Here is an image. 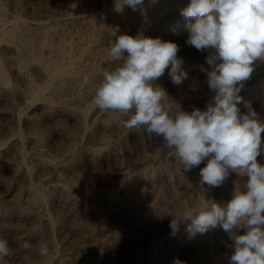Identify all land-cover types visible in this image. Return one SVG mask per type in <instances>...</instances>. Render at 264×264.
I'll list each match as a JSON object with an SVG mask.
<instances>
[{
	"label": "rangeland",
	"instance_id": "obj_1",
	"mask_svg": "<svg viewBox=\"0 0 264 264\" xmlns=\"http://www.w3.org/2000/svg\"><path fill=\"white\" fill-rule=\"evenodd\" d=\"M78 1L82 4L81 14L70 12L66 0H0V64L7 77L6 85L14 90V95L10 98L6 92L2 93L3 87L0 85V180H3L0 183L1 186L3 185L0 186V217L2 216L6 225V230L2 232L3 234L1 233L0 237L9 241L15 253L6 258V264H57L61 257L63 242L66 241L72 245L75 240L74 223L68 218L67 211L62 206L64 198L69 203H78V205L84 203L85 206L97 208L100 216L97 215L94 218L98 221L102 218L107 226L120 228V237L111 242V251L105 253V257L109 256L107 259L113 261L114 264H153L152 257L155 254L159 255L157 258L159 264H174L176 260L184 263L189 260L190 263L201 254L206 256L205 261L212 258L217 264H229L232 254L230 246L233 241L227 232L216 229L217 231L210 233L209 237L212 242L208 248L196 242V238L190 237L189 234L183 240L172 239V229L169 225L174 217L179 216L172 214L171 206L159 199L160 193L171 197L173 193L180 191L179 173L186 177L190 176L192 179L206 166L207 160L191 171L185 172L182 168L180 169L178 163H175L171 155L172 150L165 147L162 136L149 135L144 129L124 127L123 122L127 117L116 112H109L112 117L108 125H102L99 122L103 114L108 111H101L93 103L94 94L89 95L91 88L84 81L87 78L88 83L92 80L98 85L104 71H109L114 67L110 62L109 49L115 39L108 38L103 30H98L92 23L117 0ZM178 8L173 3L165 2L155 18L142 24L143 32L147 37L177 43L180 48L177 53L179 58L182 59L183 53H190L196 59L183 61L182 68L187 73V79L180 85H174L171 82L170 66L161 76L163 90L171 103L169 106L165 104L166 109L176 112L172 108L176 106L179 111L187 113H191L194 109L206 111L215 95L207 83V72L211 71V66L206 63L209 52H201L185 43L190 34L187 25L195 23V20L182 22L178 20L176 16ZM16 16L22 17L32 25L39 22L55 25L62 41L70 45L69 50L75 57V66L79 73L74 77L67 75L56 79L52 86L57 87L62 80L66 79L67 92L58 95L47 89L42 92L41 98L36 101L30 100L32 97L30 87L44 84L48 75L34 64L19 65L16 53L11 52L4 45L3 34L14 25ZM155 25L159 26L162 32H159ZM35 42L39 44L38 39ZM263 73L264 61L257 60L252 78H249L253 80L252 84L259 77H264ZM244 96L246 97L244 101L249 102L252 108L258 111L259 118L264 121V94L253 95L248 92ZM238 107L241 113L247 112L243 102ZM102 138L111 140V143L104 144ZM92 145L98 148L96 154L90 157L86 149ZM257 161L264 165V156H258ZM140 163H147L145 170L138 167ZM27 167L31 170L30 176L25 175L24 171ZM153 169L156 171L155 177L151 175ZM128 172L131 175H128ZM43 177L52 179L53 183L63 189L57 191L53 199L46 197L47 200L36 202L29 194L28 183L30 179V181L39 182L44 179ZM246 180L247 177L230 172L228 178L221 184L229 187L228 193L221 196L219 193L221 185L215 187L209 203L230 201L233 191L237 188L244 190ZM121 181L124 182V186L118 185ZM234 183V188H232ZM17 185L21 186L20 190L17 189L18 191L16 190ZM47 187L45 185L44 191H47ZM99 189L115 191L123 198L140 195L141 198L138 197L141 210L144 215L148 214V218L144 223L137 224L128 214L119 212L118 200L112 195L113 193H106L103 197L97 193ZM183 196L187 205L198 207L196 205L198 200L190 189L184 190ZM17 201L30 204L33 210L41 213L43 217L50 218L51 221L56 222L59 218L66 220L61 230L62 234L54 232L55 247L50 246L48 257H41L34 251L25 252L19 247L25 242H30L27 240L28 236H24L25 234L22 239L17 238L20 231L25 232L29 229L25 227L23 230L14 216V206ZM152 203L157 204L159 209V214L157 213L153 219L149 216L152 211L148 208ZM194 237L198 238L197 235ZM44 238H49L46 231ZM104 246L99 249H104ZM125 255L128 257L126 258ZM74 261L75 263L72 261L70 264H83L85 260L84 257H80Z\"/></svg>",
	"mask_w": 264,
	"mask_h": 264
},
{
	"label": "clouds",
	"instance_id": "obj_2",
	"mask_svg": "<svg viewBox=\"0 0 264 264\" xmlns=\"http://www.w3.org/2000/svg\"><path fill=\"white\" fill-rule=\"evenodd\" d=\"M125 5L136 11L143 8L144 0H120L116 10L122 11ZM180 12L186 20H195L187 25L190 34L185 43L209 52L207 83L215 95L207 110L187 113L166 109V92L154 82L169 66L174 85L187 79L183 60L177 55L180 48L175 42L142 33L116 36L109 49L114 67L104 71L93 103L101 111L127 117L123 124L128 129L162 136L165 147L172 150L175 162L185 172L207 160L200 170L201 188L220 186L230 172L247 177L244 190L237 188L230 201L211 202L186 212L174 217L169 226L175 235L181 223L190 221L186 227L190 237L221 227L233 241L229 264H264V165L257 161L264 153V121L239 95L255 62L264 61V0H189ZM118 31L113 29L112 35ZM84 83H88L87 78ZM242 102L246 113L238 107ZM151 175L155 177L154 169ZM238 229L246 231L233 234ZM19 247L49 256L44 243L25 242ZM14 254L9 241L0 237V264H6V258Z\"/></svg>",
	"mask_w": 264,
	"mask_h": 264
},
{
	"label": "bare ground",
	"instance_id": "obj_3",
	"mask_svg": "<svg viewBox=\"0 0 264 264\" xmlns=\"http://www.w3.org/2000/svg\"><path fill=\"white\" fill-rule=\"evenodd\" d=\"M66 1L68 2V6H69V9H70V12H72L74 14H78V13L81 14L80 12H81V9H82V4L78 0H66ZM167 1L170 2V3H173V4H175L176 6L179 7L177 12H176V16H177L178 20H180L181 22L186 20L181 15L180 10L182 8H184L185 6H187V4L189 3V0H157V2L155 4L150 3V0H148V1H144V6H143L142 9H138L136 11H133L131 9V7L126 6V5L123 7L122 11H117L115 5L119 6V4H120V0H117L116 2H114V4L111 7H108L107 9L105 8L106 10L103 11V13H101L100 18L95 19V21H93L94 23H92V24L94 25V27L98 28V30L99 29L103 30L105 32V34L107 35V37L111 38V39H116V36L121 35V34H126V33L129 34L130 36H133V37H135L138 33H142L144 35V32H143V28L144 27L142 26V24L147 23L152 18H155L156 15L162 10L164 3L167 2ZM54 26L50 25V24H47L45 22H39L36 25L35 24L32 25L31 23L27 22L22 17L16 16L15 19H14V25L10 29L8 28V30H6L4 32L3 37H2L3 40H4V45L6 47H8L11 50V52L16 53L17 60H18L17 63H19V65L27 66V65H30V64H34L43 73H46L48 75L47 76L48 79H47V81L44 84L32 85L30 87L31 96H32L30 100H32V101H36L38 98H41L40 96H41L42 92L44 90H47V89H50V91L52 93L58 94V95H61L62 93L67 92L68 82H67L66 79H65L66 82H65V80L64 81L62 80V83L61 84L59 83L60 85H58V86L56 85L57 87H55V86L52 87L53 86V82L56 79H61L62 77L67 76V75L71 76V77H74L75 74L79 73V71L76 69V66H75V57L73 56V54L69 50V46L70 45H68V44H66V43H64L62 41L61 36H59L57 34L58 33V28H56ZM155 26H156V29L159 30V26H157V25H155ZM116 28H119V31L116 33L115 36H113L112 35V31H113V29H116ZM64 32H65V30H64ZM159 32H162V30L160 29ZM36 39L39 40V44H37L35 42ZM196 56H197V54H196ZM181 57H182V60L184 62H186L188 60H196L195 57L192 54H190V53H183ZM9 58H10V56H9ZM248 80H250V79H248ZM248 80L243 82L244 87H243L242 91L239 93V95H241L243 97V100L246 99L244 94H246L248 92L253 94V95L256 94V93H263L264 94V77H262V78L259 77L257 80L255 78L256 81L253 84H252L253 80H250V81H248ZM97 81L99 82V80H97ZM6 83H7V77H6V74L4 73V70L1 68V64H0V85H2V87H3V89L1 91H2L3 94L6 92V94H8V97L12 98L13 95H14V90L11 87L7 86ZM154 83L163 89V86L161 84L162 83L161 82V77L157 81H155ZM87 84L91 88V89H89V95L95 94V89L97 87L96 83H93L92 80H91V82H89ZM69 93H70V91H69ZM167 98L168 99L165 101V104L167 106H169V105H171V103L169 102L170 98L168 97V95H167ZM260 105H262V104H260ZM4 108H5V106H4ZM172 108L176 112L179 111V109L176 106H172ZM111 117H112L111 113H109V111H108V112L103 114V117H101V119H99V122L102 125H108V123L110 122L109 120L111 119ZM261 135H263L262 144H264V133L261 134ZM103 143L104 144H110L111 140L104 138L103 139ZM97 148L98 147L92 145V146H90V147H88L86 149V152L88 153V155H90V157L94 156L96 154V152H97ZM171 155L174 158L172 152H171ZM262 155L264 156V153H262L260 156H262ZM93 159H95V158H93ZM138 167H142L143 170H145L146 167H147V163H140V165H138ZM30 171L31 170L27 167L26 171H24L25 175L28 176L30 174ZM129 174L131 175L130 172H128V175ZM138 176H139V174H138ZM189 177H186V176H184V175H182L180 173L178 174V180L180 182V187L181 188H180V191H177V192L173 193L171 197L170 196L166 197L165 195H163L164 193L163 194L162 193L159 194V199H162V201L165 204L167 202L168 205L171 206V208L173 210L172 214H174V215L176 214L178 216H181V215H183L186 212H191L193 210L203 208V207L207 206V204H209V202H210V199H211V196H212V191H213V189L215 187H210V186L205 185L203 188H201V186L199 184L200 173L196 174L194 176V178H192V179H191V177L190 178ZM30 180H29V183H28L29 194H31V197L34 200H36V202L43 201L44 199H46V197L50 198V199H53V197L56 194V192L61 190V189H63V187H60L57 184L53 183L51 181L52 179H50V178H44V179H42L39 182H33V181H30ZM1 181L3 182V180H0V183H1ZM228 181H229V179H228ZM123 183L121 181L118 185H123ZM45 185L48 186L47 187L48 188L47 191H44ZM234 185H235V183L233 184L232 188H234ZM17 187H16V190L17 189H19V190L21 189V186L19 187L17 185ZM187 189L188 190L190 189L193 192V194L196 196V198L198 200V204H196V205L198 207H195V206L193 207V206H189V204L188 205L186 204V202L184 200L183 192H184V190H187ZM216 191H218V190H216ZM228 191H229V187L227 188V186H225V184L220 186L219 193H220L221 196L226 195L228 193ZM97 193L99 195H101V196H103L104 194L106 195V193L107 194L108 193H110V194L113 193L112 195L115 196L117 198V200H118L117 209L120 210L119 212L122 211V213L124 212V213L128 214V216L131 217V220L136 221L137 224L144 223L146 218H148L147 217L148 214L144 215L143 211L141 210V207H140V205H141L140 198L141 197H140V195H138L140 198L138 196H136V195L131 196V197H127V198H123L122 196H120L115 191H112V190L104 191V190H101V189L97 190ZM63 194H65V193H63ZM63 196H65V195H63ZM141 196H142V194H141ZM169 197H170V199H168ZM216 197H217V195H216ZM143 203H145V202H143ZM81 204L83 206L82 205H78V203L77 204L76 203H69L66 198L63 199V205L62 206H64V210L66 209L68 218H70V220L74 223L75 240L72 242V245H70L66 241L63 242L62 248H61V257L57 261V264H70L72 261L75 263L74 260L75 259H79L80 257H84L85 261L83 262V264H114V263H112L113 261H109L107 259L109 256L107 258L105 257V253L111 251V247H112L111 246L112 245L111 242L116 241L120 237V234H119V229L120 228L107 226L106 224H104V219H102V218H100L99 221H98L97 218H94L97 215H99L98 209L97 208L94 209L92 207L85 206L84 203H81ZM194 204H195V202H194ZM148 208L152 211V214L149 215L150 218L153 219V218H155L157 213L159 214V212H158L159 209H158V205L157 204H155V203L149 204ZM40 214L38 212H36L35 210H33L32 207L30 206V204H23L20 201H17L15 203V206H14V216H15V218L18 220V222L20 223V226H21V228L23 230L25 229V227L29 228V229L26 228L27 231H25V232L24 231H20V233H19L17 238L18 239H22L24 236H28L27 240L32 245H37L39 243H44V244H46L48 246V248L50 250L51 249L50 246L55 247L54 246V241H53L54 232L57 231L59 233L61 232V234H62L61 230L63 229L62 227L65 224L64 221H66V220H63V219L59 218L56 222H54V221H51L50 218L43 217ZM1 217H0V236H1V233L6 230V225H5V223H4V221H3V219ZM136 222H135V224H136ZM187 223H190V221L186 222V223H181L179 231L176 232L175 235H173V234L171 235L173 237L172 239L175 238L176 240H183L184 238L187 237V235H188V232L186 231ZM16 224H17V222H16ZM122 224L123 223H121V225ZM124 225H125V223H124ZM17 226H18V224H17ZM131 226H133V225H131ZM216 229H219V231L223 230L221 227H217ZM216 229L210 230V231H208L207 233H204V234L197 233L196 235L198 236V238L197 237H193V238H196V242H199L200 244H202V245L206 246V248H208L211 245V242H212V241H210L209 234L212 233ZM45 231H46V233H47V235L49 237L48 239L44 238ZM134 231H136V229ZM245 231H246L245 229H238V230H234L233 234L242 235V234L245 233ZM137 233L138 232L136 231V234ZM139 233L141 234V232H139ZM16 234H18V233H16ZM227 235H230V234L228 233ZM214 236H215V234H214ZM139 237H141V236H139ZM68 238H70V237H68ZM191 243H193V242H191ZM102 246H104V249H99ZM199 248H201V247H199ZM132 249H134V248H132ZM181 249H180V251H181ZM134 251H135V249H134ZM134 251H133V253H134ZM130 255L132 256V254H130ZM158 256H156V254L153 255V257H152L153 264H159V260L157 259ZM127 257H128V255L126 256V258ZM180 257H182V256H180ZM204 257H206V256L201 254L200 256H198L195 259H193L192 262L190 261V263H189L188 262L189 260L187 262H188V264H217V262L216 261L214 262L212 260V258H208L209 260L205 261ZM179 259H181V258H179ZM145 262H146V260H145ZM180 262H181V264H186L187 263V262L184 263L182 261H180Z\"/></svg>",
	"mask_w": 264,
	"mask_h": 264
}]
</instances>
